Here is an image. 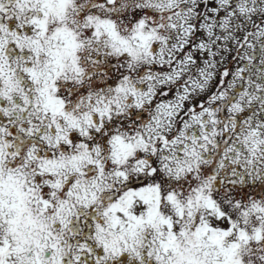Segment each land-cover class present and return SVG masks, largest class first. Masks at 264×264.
I'll use <instances>...</instances> for the list:
<instances>
[{
    "label": "snow or ice",
    "instance_id": "6c2138e0",
    "mask_svg": "<svg viewBox=\"0 0 264 264\" xmlns=\"http://www.w3.org/2000/svg\"><path fill=\"white\" fill-rule=\"evenodd\" d=\"M0 264H264V0H0Z\"/></svg>",
    "mask_w": 264,
    "mask_h": 264
}]
</instances>
